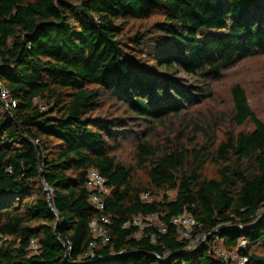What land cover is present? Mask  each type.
Returning a JSON list of instances; mask_svg holds the SVG:
<instances>
[{
  "label": "trees",
  "instance_id": "obj_1",
  "mask_svg": "<svg viewBox=\"0 0 264 264\" xmlns=\"http://www.w3.org/2000/svg\"><path fill=\"white\" fill-rule=\"evenodd\" d=\"M258 55L264 0H0V80L17 100H0V264H264V119L239 83L229 127L184 115ZM182 213L206 242L188 247ZM102 215L110 239L91 256Z\"/></svg>",
  "mask_w": 264,
  "mask_h": 264
},
{
  "label": "rangeland",
  "instance_id": "obj_2",
  "mask_svg": "<svg viewBox=\"0 0 264 264\" xmlns=\"http://www.w3.org/2000/svg\"><path fill=\"white\" fill-rule=\"evenodd\" d=\"M236 83L241 84L245 88L254 111L264 119V55L235 61L233 65L224 71L222 77L218 81H215V98L185 113L186 119L190 118L191 121L195 122L201 121L202 124L198 122L200 125L196 123L201 128L204 122H208L207 119H216L219 121L220 128H222L223 125L229 127L232 122L226 121L229 119L232 112L231 90ZM42 107L45 109L44 106ZM217 114L224 117L216 118V116H218ZM249 127H251L250 124L246 126V128ZM246 128L244 126L239 129ZM157 134L169 135L170 137L174 136L172 132L165 130L163 127H158ZM124 158L128 163L132 161V153L130 150L125 153ZM161 194L160 192L157 196L161 197ZM208 237L204 242L208 240ZM1 242L2 239L0 238V243ZM218 246L220 245L218 244ZM222 250V247H218L219 255Z\"/></svg>",
  "mask_w": 264,
  "mask_h": 264
},
{
  "label": "built area",
  "instance_id": "obj_3",
  "mask_svg": "<svg viewBox=\"0 0 264 264\" xmlns=\"http://www.w3.org/2000/svg\"><path fill=\"white\" fill-rule=\"evenodd\" d=\"M0 100L4 107L8 110L11 111L17 106V100L14 97L13 93L1 82L0 80ZM43 108V107H42ZM86 186L89 188L91 191V203L95 210L102 212L104 210V202L100 196V193L104 192L107 190L106 187V179L96 170V169H91L88 174V180ZM148 195L145 194L143 198H147ZM156 215L153 216H147V217H138L134 218L131 221H128L125 223V226H130V225H136L140 227H144L145 225H148V223L144 220L146 218L151 219V218H156ZM109 223V218L107 215H102L101 216V222H98L97 220H93L90 224L94 239L90 242L89 244V254L91 256H94L93 248L96 246V239L97 238H102L104 243H107L110 239V237L107 235V230L105 224ZM172 223L178 226V231L179 235L181 238L185 239H190V243L188 247H196L198 246L199 243H204L206 238L211 234H203V233H196L195 236H193V231L195 228L201 229L202 224L195 219L194 216L191 214L187 213H182L180 215L175 216L172 219ZM241 230L245 229L246 226H238ZM159 230L161 232L166 231V228L164 226H160ZM221 229H216L214 233H218ZM154 239V238H153ZM246 240L243 239L241 240V243L239 244V248L242 246H245ZM31 246L35 248L36 246V241L32 240L31 241ZM63 246L66 247V244H63ZM68 250H71L72 246L69 245ZM110 257L113 256V254L109 255ZM220 256L224 260H229L230 258H234L235 254H233L230 251H227L223 249L220 251ZM248 261L247 257H240L237 259L236 264H246Z\"/></svg>",
  "mask_w": 264,
  "mask_h": 264
},
{
  "label": "water",
  "instance_id": "obj_4",
  "mask_svg": "<svg viewBox=\"0 0 264 264\" xmlns=\"http://www.w3.org/2000/svg\"><path fill=\"white\" fill-rule=\"evenodd\" d=\"M263 215H264V212H262V213L260 214L258 220H259ZM258 220H257L256 222H254L253 224L257 223ZM253 224H252V225H253ZM231 228H232V229H240L238 226H232Z\"/></svg>",
  "mask_w": 264,
  "mask_h": 264
}]
</instances>
